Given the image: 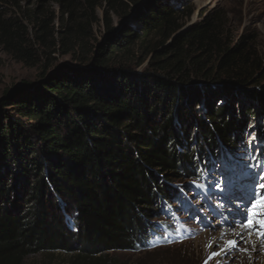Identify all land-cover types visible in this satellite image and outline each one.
Here are the masks:
<instances>
[{
  "label": "trees",
  "instance_id": "trees-1",
  "mask_svg": "<svg viewBox=\"0 0 264 264\" xmlns=\"http://www.w3.org/2000/svg\"><path fill=\"white\" fill-rule=\"evenodd\" d=\"M32 1L0 0V42L35 66L32 37L44 41L56 18ZM55 2L69 22L84 11L78 39L103 8L105 36L74 56L77 66L48 60L0 97V264L56 251L76 253L71 264H124L108 254L171 235L158 219L179 200L174 182L199 178L194 163L231 162L249 121L262 130L264 55L206 17L146 49L149 68L138 71L143 39L179 29L171 4ZM69 22L55 29L63 46L77 32Z\"/></svg>",
  "mask_w": 264,
  "mask_h": 264
},
{
  "label": "rangeland",
  "instance_id": "rangeland-1",
  "mask_svg": "<svg viewBox=\"0 0 264 264\" xmlns=\"http://www.w3.org/2000/svg\"><path fill=\"white\" fill-rule=\"evenodd\" d=\"M37 0H33V6ZM177 11L179 29L163 34L160 31L150 33L147 38L138 46L136 50L138 58L143 63L136 69L138 71L148 70L150 56L145 55L146 49L159 47V49L171 44L177 33L184 31L202 21L206 17H211L217 28L224 36L231 41H236L245 37L251 48L258 54V58L264 55V0H165ZM147 0H141V5ZM44 10L48 15L55 17L52 22L50 32L46 39L38 40L32 37L30 47L36 56L37 65L31 66L20 60L15 54L10 52L4 43L0 42V97L6 88L22 85L24 82H34L41 66L50 60L55 64L71 63L77 54H86L97 40H102L105 36V28L102 22V10L100 8L96 17L101 21L92 25L84 34V38L78 39L81 23L88 19L82 9L76 11L75 17L69 22L66 15L61 16L55 0H45ZM112 22L115 29H118L119 19L112 14ZM59 22L70 23L77 31L70 35L72 40L68 45L63 46L61 36L56 33ZM135 26L137 23H135ZM138 26V25H137ZM64 30V28H61ZM67 42V41H66ZM145 47V49H144ZM68 52V53H67ZM261 132V133H260ZM253 133L257 137L259 147L264 152V122L262 130L252 122H248L247 130L242 135L245 147L239 148L231 162L215 161L211 163V168L205 171L206 183L209 185L206 191L195 188L190 181L193 179L183 178L174 182V186L179 190V200L172 204L171 214H165L158 220L170 226L171 243L166 240L158 241L153 246L139 251L111 252V258L124 264H204V261L212 251H219L224 246V242L234 239L231 231H228L223 239L221 232L231 227L224 223L225 218L232 219L230 215L237 206L246 211L243 201L236 199L240 195V190L249 181L242 166H238L240 157L244 162L251 159L255 152V143L249 147L248 141ZM199 180V178H196ZM204 183V180H200ZM219 183V187H217ZM181 190L183 195H181ZM174 214V215H173ZM179 218V219H177ZM239 219V218H238ZM162 223V224H163ZM187 228L190 232H184V239H176L177 229ZM239 231V228H237ZM213 238H215L213 242ZM236 238V237H235ZM245 239H247L245 237ZM212 248H208V244ZM219 246V247H218ZM239 248H247L248 251L232 249L228 256H221L210 260L209 264H263L264 251L261 246L254 248L252 242L239 244ZM76 253L64 251L44 252L28 257L23 264H71Z\"/></svg>",
  "mask_w": 264,
  "mask_h": 264
},
{
  "label": "snow or ice",
  "instance_id": "snow-or-ice-1",
  "mask_svg": "<svg viewBox=\"0 0 264 264\" xmlns=\"http://www.w3.org/2000/svg\"><path fill=\"white\" fill-rule=\"evenodd\" d=\"M255 143V152L251 155V159L248 162H244V158L240 157L237 161L238 166H242L245 170V175L248 179V183L243 186L240 190V195L236 199L241 200L246 205V211H243L240 206H237L234 212H231V220L225 218L224 223L231 225V227L221 232L220 238L223 239L228 231H231L234 239H229L224 242V246L220 247L219 251H212L204 264H209L210 260L216 259L221 256H228L232 249H238L240 251L247 252V248L240 249L239 244L241 242L248 243V239H245L244 232H247L250 238L253 234L258 236L261 241H264V152L259 147L257 137L253 133L249 139L248 144L251 148ZM199 157H194V162L199 160ZM208 161H201L199 164H195L192 168L191 175L199 177V180L193 179L190 183L198 189L206 191L209 185L206 183L205 167ZM200 180H204L201 183ZM219 187V183L216 185ZM181 195L183 192L181 190ZM178 198V197H177ZM171 207V205L169 206ZM174 215V214H173ZM239 218V219H238ZM179 219V218H177ZM239 228V231L237 230ZM191 229L180 228L177 229L176 239H184V232H190ZM168 243L172 242L170 236L166 235L163 237ZM160 239V237H157ZM215 238H213L214 242ZM255 243V242H253ZM212 244H208V248H212ZM219 247V246H218ZM219 264V261H218Z\"/></svg>",
  "mask_w": 264,
  "mask_h": 264
},
{
  "label": "bare ground",
  "instance_id": "bare-ground-1",
  "mask_svg": "<svg viewBox=\"0 0 264 264\" xmlns=\"http://www.w3.org/2000/svg\"><path fill=\"white\" fill-rule=\"evenodd\" d=\"M238 230V229H237ZM244 237H246L248 240H249V242H252V246H254V248L255 247H257V246H261V248L263 249V251H264V241H261V239L258 237V236H256L255 234H253L250 238L248 237V235H247V232L245 231L244 232ZM235 238V237H234ZM253 242H255V243H253ZM263 264H264V262H263Z\"/></svg>",
  "mask_w": 264,
  "mask_h": 264
},
{
  "label": "water",
  "instance_id": "water-1",
  "mask_svg": "<svg viewBox=\"0 0 264 264\" xmlns=\"http://www.w3.org/2000/svg\"><path fill=\"white\" fill-rule=\"evenodd\" d=\"M64 64L69 65V66H77L76 64H71V63H64ZM19 86H21V85H19ZM237 90H240V89L237 88Z\"/></svg>",
  "mask_w": 264,
  "mask_h": 264
}]
</instances>
